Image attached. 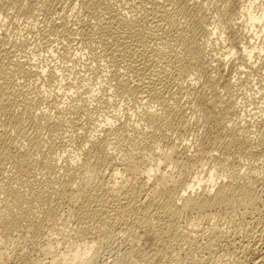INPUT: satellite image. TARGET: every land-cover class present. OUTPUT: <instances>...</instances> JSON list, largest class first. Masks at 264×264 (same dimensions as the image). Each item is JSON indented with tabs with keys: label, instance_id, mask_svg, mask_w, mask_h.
I'll use <instances>...</instances> for the list:
<instances>
[{
	"label": "bare ground",
	"instance_id": "bare-ground-1",
	"mask_svg": "<svg viewBox=\"0 0 264 264\" xmlns=\"http://www.w3.org/2000/svg\"><path fill=\"white\" fill-rule=\"evenodd\" d=\"M137 2L136 12L132 15L122 12L118 5L115 7L103 6L102 15L99 17L104 16L105 18H103L105 22L102 21L105 23L103 28L105 33L100 35L105 36L106 34V36L95 38L98 39L101 51L108 60L111 70L110 87L113 91L121 97H129L135 101H144L146 97L157 96L159 110L154 106V109H149L151 106L143 108L144 110L137 117V122L141 123V129L137 128L139 123L129 126L130 123L127 125L122 120L120 121L119 117L104 118L105 120L99 121L98 124L94 123L95 133L97 134L98 130L99 135L94 133V136L91 134L83 139L80 144L79 153L81 155L78 156V158L81 156V161L75 163V166L67 158L63 178L57 175L59 173H56V168L60 166L57 163L62 162L59 163L62 155H56L58 160L53 162L54 158L49 159L48 156H45L46 154L42 153L41 159L38 157L40 162H38L39 160L37 162L44 168L46 167L53 178L49 177L50 179L39 184L42 186L38 191H32L33 187L30 189L31 191L28 189L30 191L27 192L28 194L19 193L14 190L10 179L11 186L6 180H3L5 185L0 183V193L4 194L0 195L4 200L3 204L0 198L3 204L0 203L2 205L0 206V239L2 238L8 243L12 239L14 241L19 238V240L22 239V243L20 242L18 244L21 245H18L15 242L18 247L14 245L16 249L13 248L15 251L12 250V254L9 253L10 256L2 252L4 248H0L2 249L0 250V264H97L98 249L110 247L113 242L120 243L119 241L127 246L115 262L117 264H207L208 258H211L212 255L221 260L224 259L226 261L222 260L224 264H264V173L260 175L253 170L242 174L240 169V171L231 173L228 179L225 177V179H220L214 177L210 170L209 177L204 182L209 185V188L201 189V187H205L202 183L203 180L199 179L201 176L194 178L193 173L198 169H201L200 173L206 171L202 157L206 153L207 141L203 138L202 141L198 139L200 142L198 146L193 147L194 153H189V149H191L189 140L178 137L180 140L177 142V137L172 139V133L181 132V129L184 130L186 125L188 129L189 125L185 122L187 119L186 110L181 106H172L175 103L171 104V101L170 104L167 103L162 93L172 94L167 90L170 83L173 82L171 77L175 80L177 78L183 80L187 76L199 75L206 77V83H208L212 74L208 73L209 64L201 55L202 37L208 27L200 25L198 20L189 29L183 26L184 23L181 25L186 8L184 0H137ZM256 2L259 0H247L244 11L247 15L245 24L249 25V32H253V38H249V42H253L255 38L257 40L253 47L249 44H241L242 53L239 54L243 59L253 60V62L256 59L259 63V59L262 60V57L260 55L256 58L253 50H261L259 54L264 52L263 44H259V48H257V42L264 31V2L257 13L253 10L256 7ZM131 3H133L132 0ZM241 10H243V6H241ZM96 15L98 14H95V18ZM98 18L94 21L99 22ZM95 22L93 25L92 22L83 23L78 27V29L80 28L79 33L90 39L95 29L92 27L98 25ZM102 22L100 21L99 24ZM258 24L261 29H257L255 26ZM53 28L55 27L53 26ZM245 30H247V26L243 28V32ZM99 32L102 33V31ZM5 39L4 34L3 36L0 34V59L9 57L11 52L5 47ZM233 52L235 50H229L225 54L226 58ZM21 60L12 59L9 61L12 72L16 75L19 74L20 78L24 79L34 75L36 78L45 79L46 83H50L49 85H55L52 87L53 90L51 88L48 91V96L44 100L48 105L52 103L54 105L55 102L57 107V103L60 102L57 98L61 97V82L64 78L60 69L56 66L50 65V67L48 64L49 67L40 65L39 68L36 66V62ZM0 64L2 63L0 62ZM228 82L225 85L227 92L226 99L223 97L225 100H221V98L219 101L215 94L213 97L207 98L205 92L202 93V87L199 89V87L190 84H187L186 87L187 94L193 96L192 98L197 100L198 105L208 103L216 107L222 103V110H220L222 114L235 117V120L239 119L237 125L239 123L240 125L242 123V127L251 125V123L264 125V116L262 115L252 118V122L248 116L247 119L239 117L238 109L243 104V100L233 97V93L230 92L233 82ZM179 83L181 84L180 81ZM56 85H59L57 90H55ZM4 86L6 87V85ZM180 86L181 89H184L182 85ZM0 87L5 92V88ZM2 91L1 93L5 94ZM9 102L7 97L4 99L0 96V116L7 120L11 129L13 127L15 131L17 129L20 132L21 138L23 137L27 141L25 143L29 146H27L28 149L31 147L37 149L41 147L42 149V145L40 146L42 144L40 136L42 128L48 129L47 131L52 133L60 132L58 128L64 124V121L63 123L59 122L60 118L56 119L45 109L42 110L38 107V112L36 109L31 112L28 110L27 103L29 102L26 100H24L25 103H20L21 111L19 113H15L16 107L12 108L13 106H10ZM209 113L212 118L205 114L206 122L219 125L214 113L211 111ZM24 120L34 129L30 134L24 133L23 127L20 128L23 126L20 124L22 121L24 123ZM0 126H4L3 123H0ZM8 126L2 127L0 130V170H3L5 161L10 162L12 168L16 170V174L23 175L24 179L29 177L31 181L34 178L30 177L33 172L32 163L37 156L31 162L32 158L27 153L28 151L17 147L18 145L16 146L11 141V134L5 130ZM128 126L131 128L130 130ZM220 129L222 133V127ZM15 131L13 132L15 133ZM225 132L223 130V133ZM226 133L229 136L226 145L234 148L237 151L235 155L238 154L240 158L241 155H247L255 149L252 150V138L250 139L248 132L241 130L240 126L233 123ZM213 136L211 137L217 138ZM212 140L217 142V139ZM179 144L181 148H178ZM257 144L264 157V136L258 137ZM213 146L215 147V144ZM12 147L14 152L10 149ZM213 148H210L211 151ZM226 148L228 149V147ZM210 149L209 152H211ZM207 156L209 155L207 154ZM242 160L240 159V161ZM219 166L222 167V164ZM220 167L216 168L220 169ZM173 169H177V171L174 172ZM35 177L37 178V175ZM40 181L42 182V180ZM23 183L26 185L28 182ZM212 190L213 194L210 193ZM34 203H37V206ZM62 212L65 213V216L72 218L74 226H76L71 228L73 230L71 235H67L68 232L65 234L69 236L67 237L68 242L66 249L61 252L60 249L57 250L60 241L58 238L52 237V231L55 229L58 233L57 226L63 224L62 219H67L64 216L62 219L59 218ZM70 219H67L66 222ZM222 220L225 222V227L222 226L224 222L219 224V221ZM145 234H150L153 238L152 244L150 243L151 245L148 247L141 245ZM212 259L217 260L215 257ZM249 260L250 262H248Z\"/></svg>",
	"mask_w": 264,
	"mask_h": 264
},
{
	"label": "rangeland",
	"instance_id": "rangeland-1",
	"mask_svg": "<svg viewBox=\"0 0 264 264\" xmlns=\"http://www.w3.org/2000/svg\"><path fill=\"white\" fill-rule=\"evenodd\" d=\"M132 2L133 3H131V0H128V1L127 0H53V1L50 0V3H49V0H0V34H2V36L4 34V38H6L5 47L8 48L9 51H11L9 54V57H6V58L3 57L5 59L1 58L2 60L0 59L1 60L0 62L2 63L0 64V83H1L0 86H3L5 88L4 89L5 92H4L1 90L2 88L0 87L1 98L3 97L4 99H6L7 97L8 102L10 100L9 102L10 106H13L12 108L16 107L14 109L15 113H19L21 111L20 103L21 104L25 103L24 100H26V102H29L27 103V107L29 108L28 110H30L31 112H33L35 109L38 112L39 108L42 110L45 109L46 112L48 113L50 112L49 114L51 116L53 115V117H55L56 119L60 118L61 121L59 122L63 123L64 121V124L60 125L58 128L59 129L58 131L60 132H53L54 133L53 134L52 132L47 131L48 129H45V128L41 129L40 136L42 137L41 138L42 144H40V146L42 145V149L41 147L38 149L36 147L35 148L31 147L32 149L31 148L28 149L29 146L25 143L27 141H25L23 137L21 138L20 132L17 131V129H16L17 131L16 132L13 127H12L13 130H12L10 125L8 126L9 123L7 122V120L4 119L3 116H0V123L1 124L3 123L4 125L2 127H6V126L9 127V128L7 127L5 130L11 134L10 135V139H12L11 141H13V143L16 144V146L18 145L17 147H22L24 151L26 152L28 151L27 153H29L32 158L31 162L37 156L35 159L36 161L34 160V162L32 163L33 164L32 169L34 173L32 172V176L30 177H34V178L31 179V181L29 177H25L24 179L23 175H22L23 176L22 178L21 175H18V173L16 174V170L15 168H12L13 167L12 164L10 162L5 161L3 170H0V183L2 185L3 184L5 185V181L3 183V180H6L9 185H10V180H11L12 181L11 185L12 186L14 185L13 187L14 190H16L19 193L22 192L24 194L25 193L28 194L31 191L30 189L33 187L34 188L32 191H38V189L41 188L40 186H42L39 184L43 183L44 180L46 179L53 178L52 177L53 175L51 176V174H49L47 168L46 167L44 168V166L38 163L40 162V159H41L40 156H42V153H44V155L46 154L45 156H48L47 158L49 159L54 158L52 159L53 162H57L54 160H58V156L56 155H62L61 157L62 159L59 160V163L62 161L61 162L62 164L57 163V165L58 166L60 165V166L56 168V173H59L60 175L59 174L57 175L63 178L64 172H65L64 167L66 166L65 161L67 160V158H69L74 166L76 165L75 163H79L81 161V156L78 158V156L81 155L79 153L80 147H81L80 144L86 136H89V135L91 136V134L93 135L95 133L96 129H94L95 128L94 126L95 124H98L99 121L105 120L109 117L111 119H113L114 117H119L120 121L122 120L127 125H129L130 123L129 126H131L132 124H138L140 122V121L137 122V119H138L137 117L144 110L143 109L144 107L149 108V106H151V108L149 109H154L153 108L154 106L155 108H158L159 110L160 106H158L157 104L159 101V100L157 101V98H156L157 96L156 97L152 96L153 98L149 96L151 99L149 97H146L144 101L142 100L135 101V100L129 99V97L128 98L121 97L120 95L116 94L113 91V89L110 87L111 70L109 68V63L107 62L108 61L107 58L102 53L100 43L98 42L99 37H102L105 33V31L103 32L105 23L102 22V21L105 22L104 20L105 18L104 16L101 17L102 19L104 18L102 20L99 17L102 15L101 11H103V6L106 5V6L115 7L116 5H118L122 12H124L125 14L130 13L132 15V13L136 12L135 7L138 5L137 0H134V1L132 0ZM184 2H185L186 8H185L184 19L182 18L181 20V23H182L181 25H183L184 23L183 26L186 29H189V27L198 20L200 25L208 27L207 28L208 30L204 33L202 37L203 42L201 44V55L203 58L206 59L207 64H209L208 73L210 72L209 74L210 75L212 74V75L210 76L211 78L209 77L208 83H206V77H201L199 75L187 76L183 80L178 79V78L175 80V78L173 79V77H171L170 79L173 82L170 83L167 90L171 91L172 94L169 95L170 93L168 94L167 92H163V93L161 92L163 96L165 97L167 103L169 104L171 102H172L171 104L175 103L172 106H181L183 107L184 110H186L185 114H186L187 119L185 122L186 124L189 125L188 129L190 130L187 129L186 127L187 125H186L184 130L181 129V132L172 133L173 135L172 139L173 138L175 139L177 137V140H176L177 142H179L180 138L181 139L185 138L187 139V141L189 140L188 141L189 144L191 143L190 144L191 149H189V153H194L193 147L194 146L196 147V145L198 146V143L200 142L198 139L202 141V138H203L207 141L206 143L207 148L205 145V148H206L205 152L207 153L208 151L207 154L209 156H207V154L204 153V156L202 157V160H203L202 162L204 164L206 171L203 173H200L201 169H198L193 173L194 178H196L197 176H198L197 178H199V176H201V178L199 179L203 180L202 182L203 184L205 182V179H208L210 170H212L214 177H219L220 179L221 178L228 179L231 173L240 171V169H241L240 172L242 174H246L254 170V171H257L258 174L261 175L264 173V157L262 155V151H259L261 150V148L257 144V141H258L259 136L260 137L264 136V125H256L254 123H251V125L249 124L250 126L248 125L249 127L246 126L247 128L244 126L242 127V123L241 125L240 123L239 125H237L238 124L237 122L240 121L239 119H236L237 120L236 121L234 119L235 117L233 118L230 115L228 116V115L222 114V111H220L222 110V107H221L222 103L221 105L219 103V105H216V107H213L209 105L208 103H203V104L200 103V105L202 104L200 108V105H198L199 103L197 102V100H194L195 98H192L193 96L192 97L188 96L187 89H186V87L189 84L197 88L199 87V89H201L200 87H202V93L204 94L205 92V96L207 98L213 97L215 94V96H217L220 101L221 98H222L221 100L226 99V95H227V92L225 89L226 83H229L228 81L233 82L231 83L232 87L230 88L231 94L233 93L232 95L234 98H237V99L241 98L243 100V104H241V107L238 109L239 117L240 118L245 117L247 119V116H248L249 117L248 119L251 121L252 118H256L257 116H260V115L264 116V108H263L264 107V74H263L264 73V60H263L264 52L263 54H259L261 50H253L254 55L257 56L256 58L260 57V55L262 57V60L259 59V63L257 62L256 59L254 62L253 60L249 61V59H243L241 58V54H239V53H242L241 44L243 45L249 44L250 46L253 47V44H255V40H257V38H255L253 42H249V38H253V32H249V25L245 24V22H247V19H246L247 15H245L244 9L247 5V0H184ZM263 2L264 0H259V2H256V7L253 8V10L256 13L259 12V7L261 8V4H263ZM99 5L102 7V9ZM241 6H243V10H241ZM97 9L101 12V14H99L100 13L99 11H98L99 13L97 12ZM95 14H98L96 15L97 16L96 18L99 17L98 18L99 22L101 21L103 24L102 23L99 24L98 21L97 22L94 21L96 19L94 17ZM241 16H243V18H241ZM239 18H241V20H239ZM88 22L89 23L92 22V25L94 24V22L96 24L98 23L99 26L102 24L100 27L98 25H94L92 27L93 29L94 28L95 29L92 32L90 39L89 37L86 38V35L82 33L80 34L79 33L80 28L78 29V27H80L83 23H88ZM53 26L55 28H53ZM245 26H247V30L243 32V28H245ZM255 26H257V29H261V26L259 24ZM98 29H101V30H98ZM95 30H97L96 33H95ZM254 30H255V27H254ZM99 31H102V33H100ZM247 32H249V34H247ZM100 34H103V35H100ZM263 34H264V31H263ZM263 34H261V38H259V42H257V48H259V44H263V48H264ZM95 37L98 39H96ZM229 50H235V52H233L232 55L226 58L225 54H227ZM12 59L13 60L22 59V60H28V61L31 60V62L33 63L36 62L35 64H37L36 66L39 68H40V65L42 66L44 65L47 67L51 65V66H56L60 69L64 78H63V81L61 82V90H60L61 97L57 98V100L60 101L57 103V107H56L55 102H54V105L53 103L48 105L47 101L44 100L48 96V91L51 90L52 87H55V85H49L50 83H46L45 79L43 78L41 79L38 77L37 79L36 76L34 75L33 76L30 75L26 79L20 78L21 76H19V74L16 75V73H13L12 70L10 69L9 61ZM178 80L181 82V84L179 83ZM4 82L5 84H2ZM176 82L178 83L179 86L177 85ZM4 85H6L8 89H6ZM180 85H182V88L184 89H181ZM58 86L56 87L55 90H57ZM1 91L4 92L7 96L1 93ZM10 95L12 98L10 97ZM12 103L13 105H11ZM197 107H198V110H197ZM57 109L59 110L56 111ZM209 111L214 113V115L216 116L219 122L218 123L219 125H217L216 123H212V122H208V123L206 122V118L204 117H206L207 114L209 115V117H211ZM25 122H26L25 120H24V123L22 121L20 125H23V126H20V128L23 127L22 129L25 130L23 132L30 134L31 132H33L34 129L30 127V125H28L27 122L26 123ZM198 122H199V125H198ZM233 123L234 125L238 127L240 126L241 130H245L248 132L250 139L252 138L251 139L252 144H253L252 150L255 148L249 154L247 155L243 154V156L241 155V158L238 154L235 155L237 151L234 150V148H232L230 145H226L228 144V142L226 143V141H228L229 139V136L227 135L226 132L228 131L230 127L233 126ZM139 124L140 125H137V128L141 129V123ZM143 125L144 124H142V127H144ZM129 126L128 128L130 130L131 128ZM2 127L0 126V130L2 129ZM219 127L220 128L222 127V133ZM225 129H227L226 132H225ZM223 130L226 134L223 133ZM13 131H15V133ZM55 133L57 134L55 135ZM97 134L99 135L98 130H97ZM210 135L213 137H217V138H212ZM217 135H220L221 138H219L220 136H217ZM178 137L180 138L178 139ZM211 138L215 140L217 139V142H214V140H212ZM209 142H211L212 144ZM20 143L22 144V146ZM213 144H215V147L213 146ZM180 146L181 145L179 144L178 148H181ZM225 146L228 147V149ZM210 148L211 149L213 148V150L211 151ZM10 149L12 152L15 151L13 147ZM209 149L211 152H209ZM210 155H211V158H210ZM242 157H243V160H242ZM223 159L225 161L228 160L226 161L227 163ZM240 159L242 161H240ZM37 160L39 161L37 162ZM219 164H222V167H220ZM216 167H220V169ZM173 171L176 172L177 169H173ZM35 173L37 175V178L35 177L36 176ZM18 176H21V177H18ZM22 179L24 180L23 182H25V184L26 182L28 183L24 185V183L21 181ZM40 180H42V182ZM204 185L205 187L203 188L201 187V189H205V188L207 189V187L209 186L206 183ZM20 188L22 189L21 191H20ZM24 189H26L27 191ZM28 189L30 191H28ZM213 190L210 192L211 194H213L214 192ZM3 195L4 194L2 193L1 196ZM1 196L0 198L3 202L0 200V203L2 202L4 204L3 197ZM1 204L0 206L3 205ZM34 205L37 206V203H34ZM64 214L62 212L61 213L62 216L60 215L59 218L62 219V217L64 216L67 219H70L69 216H65ZM64 220L65 219H62V222L64 225L62 224V225L57 226L59 229L61 228L60 230L58 229V233L55 229L52 231V237L58 238L60 241L59 244L57 245L58 246L57 250L60 249V251L61 250L64 251L66 249V245L68 242L67 237H69L67 235L68 234L71 235L73 233L72 229L76 226V225L74 226V221L72 220V218L70 219L71 222L73 221L72 225L70 221L66 222L65 220L64 222ZM223 222L224 220H222L221 222L219 221V224H222ZM65 226H68V227L66 228ZM222 226L223 227L226 226L225 222L223 223ZM66 233L67 235H65ZM144 236L145 237L143 238V241L145 242L142 241L141 245L142 247L143 246L148 247L149 245L152 244L151 242H153V238L150 234H145ZM0 240H1L0 244L4 242V244L0 245V248L2 249L4 248V251L2 252H5V254L8 256H10L13 251H15L16 249L15 246L18 247V245H21L18 243L22 241V239L19 240V238L18 240L14 239V241H12L13 240L12 239L8 243L2 238ZM15 242H17L18 245L15 244ZM119 242L120 243L113 242L110 245V247L108 246L105 248L104 247L99 248L97 252V257H98L97 264H112V263L117 264L115 262L120 257V255L123 254L127 246L122 241H119ZM5 246L7 247V249ZM13 248L15 249L13 250ZM6 250H7V253H6ZM209 257H211V255H209ZM214 257L217 260L215 259L213 260L212 258ZM222 260L212 255L211 258H208L207 264H210V263L213 264L214 262L217 264H224V262L226 261L224 260L223 262ZM248 262H250V260Z\"/></svg>",
	"mask_w": 264,
	"mask_h": 264
}]
</instances>
